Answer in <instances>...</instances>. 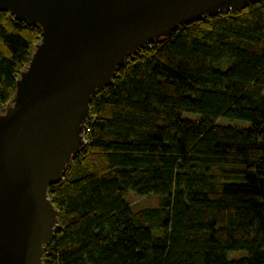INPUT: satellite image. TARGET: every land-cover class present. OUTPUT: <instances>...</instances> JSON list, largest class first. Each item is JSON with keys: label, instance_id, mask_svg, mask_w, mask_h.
Listing matches in <instances>:
<instances>
[{"label": "trees", "instance_id": "trees-1", "mask_svg": "<svg viewBox=\"0 0 264 264\" xmlns=\"http://www.w3.org/2000/svg\"><path fill=\"white\" fill-rule=\"evenodd\" d=\"M40 39L0 12V113ZM89 109L86 143L47 190L43 264H264V0L140 47ZM129 190L160 204L133 210Z\"/></svg>", "mask_w": 264, "mask_h": 264}, {"label": "water", "instance_id": "water-1", "mask_svg": "<svg viewBox=\"0 0 264 264\" xmlns=\"http://www.w3.org/2000/svg\"><path fill=\"white\" fill-rule=\"evenodd\" d=\"M252 0H0L41 39L0 113V264H43L58 226L48 187L85 141L89 103L128 55Z\"/></svg>", "mask_w": 264, "mask_h": 264}, {"label": "rangeland", "instance_id": "rangeland-1", "mask_svg": "<svg viewBox=\"0 0 264 264\" xmlns=\"http://www.w3.org/2000/svg\"><path fill=\"white\" fill-rule=\"evenodd\" d=\"M182 117L188 118L191 120H195L199 118V115L196 113H189L184 112L182 114ZM221 123L227 124V125H236V126H248V121H241V120H231L227 118H221ZM125 199L130 204L131 208L133 210H139L144 207H154L158 206L160 204V196L156 193L151 194L149 196H138L134 191L129 190L125 194ZM246 254L243 250H236V251H229L227 252V258H240Z\"/></svg>", "mask_w": 264, "mask_h": 264}, {"label": "built area", "instance_id": "built-area-1", "mask_svg": "<svg viewBox=\"0 0 264 264\" xmlns=\"http://www.w3.org/2000/svg\"><path fill=\"white\" fill-rule=\"evenodd\" d=\"M86 143V137H85V141H84V144Z\"/></svg>", "mask_w": 264, "mask_h": 264}]
</instances>
